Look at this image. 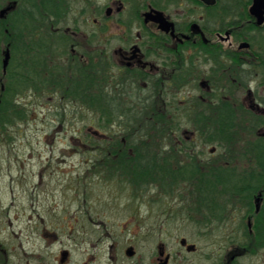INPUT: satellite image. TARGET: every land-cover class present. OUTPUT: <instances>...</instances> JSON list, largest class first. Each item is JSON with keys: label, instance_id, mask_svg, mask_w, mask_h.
<instances>
[{"label": "flooded vegetation", "instance_id": "obj_1", "mask_svg": "<svg viewBox=\"0 0 264 264\" xmlns=\"http://www.w3.org/2000/svg\"><path fill=\"white\" fill-rule=\"evenodd\" d=\"M0 28L8 114L50 94L54 110L98 116L84 136L72 121L48 156L83 157L88 181L44 182L46 161L29 171L26 213L0 210V264H264V181H251L264 167L251 169V150L246 166L214 163L224 113H264L261 81L232 99L244 73L264 79V0H1Z\"/></svg>", "mask_w": 264, "mask_h": 264}, {"label": "rangeland", "instance_id": "obj_2", "mask_svg": "<svg viewBox=\"0 0 264 264\" xmlns=\"http://www.w3.org/2000/svg\"><path fill=\"white\" fill-rule=\"evenodd\" d=\"M1 47L2 44H0V48ZM17 58L18 56L12 59V67L18 62ZM230 75L233 78L235 76L234 73H230ZM230 75H222L221 78L219 77L220 80H223L221 84L231 87L232 81L230 80ZM198 79L199 77L197 80ZM238 79L242 83L245 80L246 85L242 86L245 89L240 87V90H234L236 93L233 91L232 99L234 102H237L238 98H244L243 95L247 88L253 89L257 86L260 92L262 89L260 86L264 83V79L261 80L259 76H255L254 74L244 73V75L238 77ZM260 81L262 82L261 84L259 83ZM190 82L191 80L189 83ZM193 83L195 86H193L194 90L191 94L200 90L198 82L195 80ZM186 84L188 83L181 80L179 86L184 90L181 91L180 89V91L177 90V92H174L175 94L173 96L175 102L182 104L181 102L184 101V97L187 96ZM144 94L145 93H143V95ZM229 94L231 96V90ZM260 94L263 95L264 93L261 92ZM24 95V93L21 94L23 101H21V103H24V98H30ZM226 95L229 96L228 93ZM170 96H172L171 92L169 97ZM225 99L227 100L221 103L230 106V101L228 100L230 97H226ZM39 101L42 103L45 101L46 103L42 106L27 105L26 109L21 107L24 112V117L14 120L7 128L4 127L6 128L5 133L9 132L13 134L14 137L9 140L6 138L0 140V210L1 213H7L8 211L11 218H13V215L26 213L24 208L26 205L25 198L27 196L24 188L26 187L25 183L32 180L29 172L31 168L36 173L39 166L53 163L52 165L56 168V173L50 174L49 176L45 174L42 180L44 182L48 180V182L52 183L55 182V177L59 180H63V178H67L68 176L75 177L76 173L85 177L88 175L87 171H85L86 164L82 162L84 160L83 157H70L68 154L61 155L62 153L57 157H48L50 154L49 150L56 152L66 150V140L63 136L77 132L75 131L76 129H78V134H80V136H84L88 133V128L91 125H98V116L85 106L79 107L65 100L62 103L64 108L58 104L54 110V104H52L54 100L50 98V94L42 95V99L40 98ZM245 104L246 103H240L238 106H235L238 108L233 107L232 126H230L231 128L229 127L228 134L224 136L223 146H217L216 148L217 152L215 156L221 155L220 160L222 162L220 160H214L215 164L218 163L223 166L231 164L233 166L237 165L238 167L248 165L247 154L244 151L249 149L250 144L255 143L258 139L264 138V113L250 109ZM72 121L74 123V131L70 125ZM215 129L216 126H211L207 133H210L211 130L212 133H215ZM44 134H49V136L45 139ZM50 135H52V137ZM211 143L212 142H209L205 149L206 154L209 153L212 147ZM255 166V161L251 154V169ZM52 170L55 171V169ZM46 178L48 179L45 180ZM87 179L88 177L84 179L81 177L80 181H88ZM9 183L12 185H9ZM1 217L3 216L1 215ZM176 225L177 223L175 222L173 225L174 229L177 228Z\"/></svg>", "mask_w": 264, "mask_h": 264}, {"label": "trees", "instance_id": "obj_3", "mask_svg": "<svg viewBox=\"0 0 264 264\" xmlns=\"http://www.w3.org/2000/svg\"><path fill=\"white\" fill-rule=\"evenodd\" d=\"M4 34V31L2 30V28H0V36H2ZM8 70H10L8 68ZM9 77V74H8ZM10 89H9V84L6 83L5 86V90L1 91V106H0V122L1 124H7L10 122H14V120L16 119H20L24 117V112L22 111L23 109L20 108L18 105H15L14 110H13V117L8 114L9 112V108H8V95H9ZM102 112V111H101ZM225 112V111H224ZM103 113V112H102ZM226 113H224V123L221 125V129L223 130L224 136H226L229 132V127L232 126L227 118L228 116H226ZM231 128V127H230ZM247 150H251V154L253 156V159L255 161V165L256 166H260V167H264V138L258 139L255 143L250 144L249 149ZM253 174V173H252ZM264 174L260 173L259 177H255L254 179L251 178V181H255V182H263L264 178H263ZM261 215V214H259Z\"/></svg>", "mask_w": 264, "mask_h": 264}, {"label": "water", "instance_id": "obj_4", "mask_svg": "<svg viewBox=\"0 0 264 264\" xmlns=\"http://www.w3.org/2000/svg\"><path fill=\"white\" fill-rule=\"evenodd\" d=\"M4 12V9L3 10H1V13H3ZM8 57H9V53H8V51L6 50L5 51V54H4V58H3V69L5 70V68H6V65H7V62H8Z\"/></svg>", "mask_w": 264, "mask_h": 264}]
</instances>
